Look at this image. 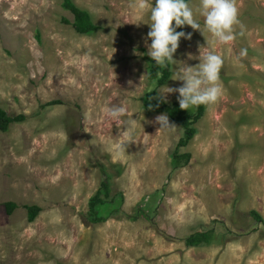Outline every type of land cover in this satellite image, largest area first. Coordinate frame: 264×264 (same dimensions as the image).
<instances>
[{"label": "rangeland", "instance_id": "rangeland-1", "mask_svg": "<svg viewBox=\"0 0 264 264\" xmlns=\"http://www.w3.org/2000/svg\"><path fill=\"white\" fill-rule=\"evenodd\" d=\"M61 1L0 0V105L26 114L0 130V264H264V0H236L243 29L228 46L181 29L192 38H181L174 58L195 66L189 53L214 49L223 95L205 105L180 147L189 161L176 169L170 153L182 128L169 118L176 127L158 130L152 121L164 112L141 105L151 86L142 50L150 25L126 23L137 20L132 0H73L99 25L80 33L63 20L72 13ZM186 2L203 27L199 0ZM178 68L170 63L157 93L182 85L171 79ZM119 106L136 121L125 151L123 129L107 115ZM101 169L123 198L117 213L90 222ZM6 200L16 203L10 213ZM30 203L40 206L33 220ZM206 228L208 243H184Z\"/></svg>", "mask_w": 264, "mask_h": 264}, {"label": "clouds", "instance_id": "clouds-1", "mask_svg": "<svg viewBox=\"0 0 264 264\" xmlns=\"http://www.w3.org/2000/svg\"><path fill=\"white\" fill-rule=\"evenodd\" d=\"M130 7L134 10L137 20L126 23H135L139 26L143 22L150 25V31L145 40L146 44L148 39L151 40V43L147 44V55L161 67H167L169 62L174 65L179 64L178 70L176 69L171 79L182 81V85L162 87L158 91L159 99L166 102L169 93H179V107L182 110H188L192 106L216 104L223 95L220 84V72L224 63L222 56L214 49L204 53L203 45H201L199 57L192 53L188 54V59H199L200 62L195 66L177 61L174 54L180 46L181 38L188 40L192 38V33L177 31V29L185 25L191 26L193 30H199L204 35L207 45L212 43L207 35L210 33L215 43L228 46L236 39L237 26L243 29L236 0H199L197 11L204 18L203 27L194 19V11L186 0H155V5L151 7L149 0H132ZM145 12H150V22H144L142 19ZM240 35H243L242 30ZM239 55L247 56V49H242ZM129 84H132L131 80ZM107 115L116 122L117 126L122 127L120 136L123 139L118 147L125 151L126 142L135 141L133 130L136 121L129 116L123 106L107 109ZM126 116L128 119L122 120ZM152 122L160 125L158 130L176 127L175 124L170 123L166 113L156 116Z\"/></svg>", "mask_w": 264, "mask_h": 264}, {"label": "trees", "instance_id": "trees-1", "mask_svg": "<svg viewBox=\"0 0 264 264\" xmlns=\"http://www.w3.org/2000/svg\"><path fill=\"white\" fill-rule=\"evenodd\" d=\"M61 4L64 8L72 13V19L63 18L65 22H69L75 31L80 33H89L95 31L99 25L95 23L87 9L78 6L73 0H62ZM183 27L178 28L181 31ZM143 56L147 61V76L151 82V86L141 96V105L147 113L164 112L175 123L179 124L182 128V133L178 137L174 149L170 153L171 168L176 169L185 165L190 158L189 151H182L180 147L186 145L196 133V121L201 117L204 112L205 105L192 106L188 110H182L179 107L178 98L171 101L163 102L158 97L157 87L164 84L171 75L170 62L167 67H161L155 63L144 48ZM59 99L52 98L43 103L51 104L58 102ZM26 118L23 112L8 113L3 106L0 105V130H6L8 126L17 121H22ZM102 178L95 191L88 197L86 218L90 222L104 221L109 215L115 214L120 209V202L123 198L121 191L112 192L110 185L109 173L101 169ZM6 211L10 213L16 206L12 200L4 202ZM26 208L27 219L33 220L40 210V206L36 203L24 205ZM138 207L139 211L148 217L143 212V209ZM254 215H258L255 210L251 211ZM135 217V216H134ZM211 228L198 229L185 235L182 239L186 245L194 246L202 243H208L211 240Z\"/></svg>", "mask_w": 264, "mask_h": 264}]
</instances>
